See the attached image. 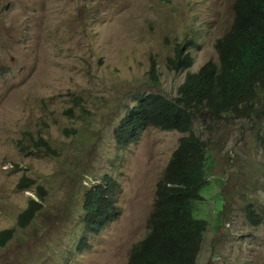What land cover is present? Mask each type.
<instances>
[{
  "label": "rangeland",
  "instance_id": "rangeland-1",
  "mask_svg": "<svg viewBox=\"0 0 264 264\" xmlns=\"http://www.w3.org/2000/svg\"><path fill=\"white\" fill-rule=\"evenodd\" d=\"M235 2L0 0V230L15 229L0 264L129 263L185 134L151 125L121 146L113 135L120 110L137 94L175 99L188 73L218 63L216 40L230 30ZM181 47L192 64L177 69L171 59ZM261 127L264 112L198 113L194 129L216 158L210 176H217L195 209L212 228L217 222L199 264H264ZM40 137L49 148L35 145ZM109 175L117 181L106 194L112 211L90 230L88 191ZM37 191L42 207L22 227L18 216Z\"/></svg>",
  "mask_w": 264,
  "mask_h": 264
},
{
  "label": "trees",
  "instance_id": "trees-1",
  "mask_svg": "<svg viewBox=\"0 0 264 264\" xmlns=\"http://www.w3.org/2000/svg\"><path fill=\"white\" fill-rule=\"evenodd\" d=\"M234 11L230 30L216 41L218 63L210 60L198 71L188 73L175 99L156 93L135 95V104H126L129 107L116 124L114 134L121 146L151 125L187 134L180 138L157 183L148 231L132 248L129 264H198L209 220L198 217L195 209L204 198L202 190L211 181L208 174L216 162L208 142L195 133L198 113L205 111L211 119L250 117L258 111V91L264 90V0H236ZM182 51L183 47L171 59L177 69L192 64L190 55ZM256 138L264 148V133ZM35 145L50 147L43 137ZM22 181L28 187L34 183L29 178ZM106 182L108 186L114 184L110 178ZM85 202L88 214L84 220L92 230L109 216V202L103 204L101 190L97 194L90 191ZM40 208V202L31 199L18 223L27 226ZM14 230H0V247L13 239Z\"/></svg>",
  "mask_w": 264,
  "mask_h": 264
},
{
  "label": "clouds",
  "instance_id": "clouds-1",
  "mask_svg": "<svg viewBox=\"0 0 264 264\" xmlns=\"http://www.w3.org/2000/svg\"><path fill=\"white\" fill-rule=\"evenodd\" d=\"M227 34V33H226ZM225 34V35H226ZM224 36V35H223ZM222 36V37H223ZM222 37H220V38H222ZM219 39V38H218ZM217 39V40H218ZM216 40V41H217ZM191 42H193V40H191ZM182 48V47H181ZM180 48V49H181ZM182 53L184 54V50L182 51ZM186 55V54H185ZM189 55V54H188ZM202 67V66H201ZM200 67V68H201ZM196 72V71H195ZM134 101V100H133ZM125 105L126 104H124V108H122L121 110H120V117H121V115L126 111V109H125ZM256 108H258V111L257 112H255V113H253L252 115H250V118H257V119H259V118H262V113L264 112V90H259L258 91V94H257V100H256ZM123 111V112H122ZM264 128V127H263ZM262 131H263V133H264V130L262 129V127L260 128ZM176 131V130H175ZM178 132V131H177ZM180 133V132H179ZM196 133V132H195ZM182 134H184V133H182ZM113 135H114V137H115V134H114V131H113ZM185 135H187V134H185ZM184 135V136H185ZM199 136V135H198ZM183 137V136H182ZM136 138V137H135ZM135 138H133V139H135ZM201 138V137H200ZM133 139H131L128 143H130ZM204 140V139H203ZM206 140V139H205ZM207 141V140H206ZM257 141H258V139H257ZM127 144V143H126ZM126 144H124V145H126ZM258 144H259V141H258ZM179 145V144H178ZM260 145V144H259ZM123 146V145H122ZM178 147V146H177ZM263 148V147H262ZM264 149V148H263ZM175 151V150H174ZM173 154V153H172ZM213 155V154H212ZM172 156V155H171ZM213 159H216L215 158V156L213 155ZM170 160V159H169ZM210 174H213V173H210ZM210 174H208L209 175V177H210V179H212V178H214V177H217V176H215V175H211L210 176ZM219 177V176H218ZM107 178L109 179H111L113 182H114V184L113 185H111V186H108L107 184V179L106 180H104V182H102L101 184H98L96 187H94V188H92V189H90L89 191H88V196H89V192L91 191V192H93L94 194H97V192L98 191H100L101 190V201L103 202V204H105L106 202H109V205L111 204V199H109V198H107V196H106V194H107V192H109V194H111V191L113 190L112 188L115 186V185H117V181L115 180V179H113L112 178V176H107ZM107 185V186H104V185ZM30 187V186H29ZM92 187V186H91ZM38 193V194H37ZM36 197H37V199H35V198H31V199H34V200H37L38 202H40V201H42L43 200V198L41 199L40 198V196H39V192H36ZM88 198V197H87ZM100 198V197H99ZM98 198V199H99ZM30 199V200H31ZM97 199V200H98ZM41 204V203H40ZM154 206H155V198H154ZM41 207H42V205H41ZM110 207V206H109ZM154 209V208H153ZM40 210V209H39ZM111 211H112V208L110 207V211H109V215H110V213H111ZM153 211V210H152ZM84 212L86 213V211H85V208H84ZM152 213V212H151ZM151 213H150V215H151ZM247 217L251 220V221H256V219L255 218H253L252 217V215H255V213L256 212H254L252 209H250V208H248V210H247ZM37 214V213H36ZM150 215H149V217H150ZM256 216V215H255ZM148 217V218H149ZM33 220L31 221V222H33L35 219H34V217L32 218ZM107 219H109V216L107 217ZM107 219H105V220H103L102 222H104V221H106ZM211 219H213V216H212V218ZM147 221H148V219H147ZM30 222V223H31ZM101 222V223H102ZM216 224H217V222H215V227H216ZM100 225L101 224H99L95 229H92V230H96L97 228H99L100 227ZM225 225V221H223V226ZM28 226V225H27ZM27 226H25V227H27ZM23 227V226H22ZM215 227H211L210 226V221H209V228L206 230V232H205V234H204V240H203V242H205V239H206V237H207V235H208V231L209 230H213V231H217V229L215 228ZM7 229H9V228H7ZM13 230H14V228H12ZM89 229V228H88ZM4 230V229H3ZM91 230V229H90ZM147 231H148V228H147ZM147 233V232H146ZM146 236V234L144 235V237ZM143 237V238H144ZM142 238V239H143ZM141 239V240H142ZM140 241V240H139ZM138 241V242H139ZM137 242V243H138ZM202 242V243H203ZM136 243V244H137ZM135 244V245H136ZM133 247H134V245H133ZM132 247V248H133ZM132 248H131V250H132ZM131 250H130V252H131ZM203 250V248H201V251ZM201 251H200V253H199V255H198V258H197V261H198V264H199V260H200V255H201ZM129 257H130V254H129ZM129 264V263H128Z\"/></svg>",
  "mask_w": 264,
  "mask_h": 264
}]
</instances>
